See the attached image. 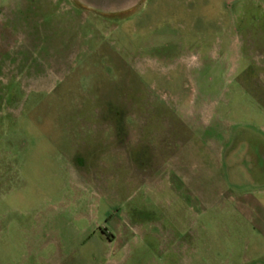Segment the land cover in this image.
<instances>
[{"label": "rangeland", "instance_id": "obj_1", "mask_svg": "<svg viewBox=\"0 0 264 264\" xmlns=\"http://www.w3.org/2000/svg\"><path fill=\"white\" fill-rule=\"evenodd\" d=\"M22 12L0 58V264H264V0Z\"/></svg>", "mask_w": 264, "mask_h": 264}, {"label": "crops", "instance_id": "obj_2", "mask_svg": "<svg viewBox=\"0 0 264 264\" xmlns=\"http://www.w3.org/2000/svg\"><path fill=\"white\" fill-rule=\"evenodd\" d=\"M142 0H79L81 5L90 7L94 10L104 13H116L129 10L137 6ZM27 6L28 0H0V58L5 55L6 45L8 41V29L16 28L17 21L23 18V7ZM21 10L22 13H17ZM11 11H15L12 14ZM18 42H22L21 35H15ZM15 39V42H17ZM13 40V39H12Z\"/></svg>", "mask_w": 264, "mask_h": 264}, {"label": "flooded vegetation", "instance_id": "obj_3", "mask_svg": "<svg viewBox=\"0 0 264 264\" xmlns=\"http://www.w3.org/2000/svg\"><path fill=\"white\" fill-rule=\"evenodd\" d=\"M123 12V11H122Z\"/></svg>", "mask_w": 264, "mask_h": 264}]
</instances>
